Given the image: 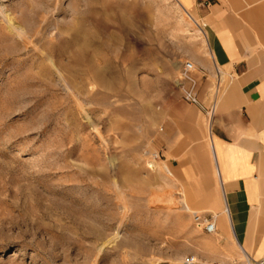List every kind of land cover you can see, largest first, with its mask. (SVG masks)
I'll use <instances>...</instances> for the list:
<instances>
[{"label": "rangeland", "instance_id": "rangeland-1", "mask_svg": "<svg viewBox=\"0 0 264 264\" xmlns=\"http://www.w3.org/2000/svg\"><path fill=\"white\" fill-rule=\"evenodd\" d=\"M208 59L175 0H0V264L193 258L203 213L162 151Z\"/></svg>", "mask_w": 264, "mask_h": 264}, {"label": "crops", "instance_id": "crops-1", "mask_svg": "<svg viewBox=\"0 0 264 264\" xmlns=\"http://www.w3.org/2000/svg\"><path fill=\"white\" fill-rule=\"evenodd\" d=\"M175 2L202 22L209 55L205 73L194 74L200 106L190 105L195 114L183 117L162 151L191 208L214 219L216 232L191 257L195 264L258 261L264 257V0Z\"/></svg>", "mask_w": 264, "mask_h": 264}, {"label": "built area", "instance_id": "built-area-1", "mask_svg": "<svg viewBox=\"0 0 264 264\" xmlns=\"http://www.w3.org/2000/svg\"><path fill=\"white\" fill-rule=\"evenodd\" d=\"M194 66L191 63L184 65L181 72V91L183 100L193 106H200L198 98L197 82L194 78ZM215 104L212 102L208 108L205 109V116L210 122L214 116ZM193 221L195 226L208 235H212L216 232L215 223L213 217L201 214H193ZM184 264H195L194 258L186 259ZM246 264H264V257L258 261L246 260Z\"/></svg>", "mask_w": 264, "mask_h": 264}]
</instances>
